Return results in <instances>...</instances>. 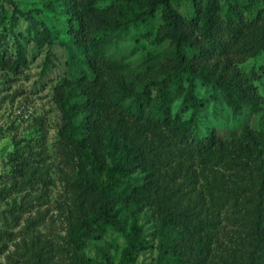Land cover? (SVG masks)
I'll use <instances>...</instances> for the list:
<instances>
[{
  "label": "rangeland",
  "instance_id": "1",
  "mask_svg": "<svg viewBox=\"0 0 264 264\" xmlns=\"http://www.w3.org/2000/svg\"><path fill=\"white\" fill-rule=\"evenodd\" d=\"M18 2L52 30L55 41L39 47L26 18L14 34L8 19L0 23L3 49L15 55L20 41L29 61L20 71L0 68V264H37L40 255L45 264H120L127 237L117 225L88 215L97 197L81 185L93 176L106 184L108 142L115 137L159 154L155 162L134 160L137 171L116 178L112 212L127 232L135 223L141 229L130 264H181L190 251L200 252L201 264H264V247L255 250L259 239L252 235L257 230L264 238V202L256 207L261 163L248 147L232 143L264 144V106L246 107L234 118L220 90L197 79L202 106L196 129L201 136L214 132L219 140L208 153L192 154L172 127L193 113L184 102L185 82L175 86L170 126L126 118L113 104L123 93L120 82L139 91L169 71L172 41L154 40L160 13L138 30L111 36L104 54L113 66L94 71L87 64L89 49L79 50L68 34L63 0ZM178 7L190 15L189 0ZM102 16L114 19L111 10ZM48 51L51 63L43 73ZM259 90L264 94V80ZM64 106H73L81 155L68 139ZM15 150L24 160L19 172L9 161ZM124 189L136 196L124 199Z\"/></svg>",
  "mask_w": 264,
  "mask_h": 264
},
{
  "label": "trees",
  "instance_id": "2",
  "mask_svg": "<svg viewBox=\"0 0 264 264\" xmlns=\"http://www.w3.org/2000/svg\"><path fill=\"white\" fill-rule=\"evenodd\" d=\"M183 0H63L69 17L68 34L75 46L84 51L88 66L97 71L99 68H110L112 61L104 54L106 41L116 33H126L131 28L138 30L148 25L158 13L162 23L157 28L154 40L162 43L171 40L173 51L169 71L159 79H153L136 91L130 85L120 82L123 91L120 98L113 104L119 115L138 121L151 122L159 126L172 125V106L175 97V86L185 82L184 102L193 107L190 118L173 123L178 143L192 154L203 155L212 150L218 137L213 132L201 136L196 129V115L202 106V100L196 96V80L220 90L222 99L237 118L246 107L260 108L264 106V94L259 90V83L264 80V0H189L190 15L179 9ZM104 6V7H103ZM7 10L10 12L7 17ZM111 10L113 20L102 16ZM22 18L31 22L35 32L34 41L43 48L52 45L55 36L43 22L24 12L18 0H2L0 4V23L9 20V31L13 34ZM145 36L152 35L145 32ZM4 39L0 34V68L20 71L29 61L24 47L16 41V54H8L4 50ZM52 52L48 51L44 63L45 73L51 63ZM262 58V59H261ZM261 59V62H260ZM250 60L254 64L246 67ZM65 107V106H64ZM71 107H65L68 124V139L81 155V142L75 138L76 126L71 121ZM232 143L239 147L249 148L251 154L260 161L262 170L259 173L260 188L256 207L264 202V144L251 140L245 144L242 140ZM111 164L104 167L107 177L106 184L93 176L81 182L83 189L97 197V205L89 212V216L105 223H113L127 237L128 245L122 254L120 264H130L135 259L141 237V229L135 223L132 231L127 232L117 214L112 212V204L118 195L117 177H127L137 171L134 160H158V151L150 147H139L122 139L113 138L108 142ZM10 165L14 171H20L23 164L22 155L18 150L10 156ZM121 197L132 199L135 190L124 189ZM88 216V217H89ZM181 222V218H176ZM259 243L255 250L264 247V238L260 232L253 231ZM37 264H45L41 255ZM181 264H201V254L189 252Z\"/></svg>",
  "mask_w": 264,
  "mask_h": 264
}]
</instances>
